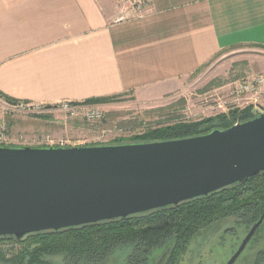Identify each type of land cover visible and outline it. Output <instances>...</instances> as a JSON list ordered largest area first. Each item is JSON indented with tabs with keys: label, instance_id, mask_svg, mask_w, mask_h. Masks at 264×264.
Returning <instances> with one entry per match:
<instances>
[{
	"label": "crops",
	"instance_id": "obj_1",
	"mask_svg": "<svg viewBox=\"0 0 264 264\" xmlns=\"http://www.w3.org/2000/svg\"><path fill=\"white\" fill-rule=\"evenodd\" d=\"M118 0H0V94L54 106L156 101L240 46L264 50V0H153L113 24Z\"/></svg>",
	"mask_w": 264,
	"mask_h": 264
},
{
	"label": "water",
	"instance_id": "obj_2",
	"mask_svg": "<svg viewBox=\"0 0 264 264\" xmlns=\"http://www.w3.org/2000/svg\"><path fill=\"white\" fill-rule=\"evenodd\" d=\"M263 173L264 113L180 140L0 147V238L20 242L36 233L125 220L208 197ZM263 223L264 213L227 264H235Z\"/></svg>",
	"mask_w": 264,
	"mask_h": 264
},
{
	"label": "trees",
	"instance_id": "obj_3",
	"mask_svg": "<svg viewBox=\"0 0 264 264\" xmlns=\"http://www.w3.org/2000/svg\"><path fill=\"white\" fill-rule=\"evenodd\" d=\"M0 97L12 103L18 102L3 94ZM118 97L120 95L92 98L82 104H103ZM260 114L253 106H248L231 108L226 113L198 121H186L172 116L163 124L149 127L130 139H116L110 145L198 137L250 121ZM263 213L264 173L244 184H235L208 197L186 201L176 207L130 216L125 220L28 235L18 242L20 248L14 256L8 258L0 255V264H59V260L62 264H151L157 252L161 253L160 259L167 250L163 264H178L194 239L204 231L230 218H237L244 225L253 226ZM8 239L16 241L14 238Z\"/></svg>",
	"mask_w": 264,
	"mask_h": 264
},
{
	"label": "rangeland",
	"instance_id": "obj_4",
	"mask_svg": "<svg viewBox=\"0 0 264 264\" xmlns=\"http://www.w3.org/2000/svg\"><path fill=\"white\" fill-rule=\"evenodd\" d=\"M259 74H264V50L240 46L219 55L162 99L146 102L134 94H124L103 104L84 105L101 109L104 117L100 121L72 120L60 113L5 114L0 110V125L7 126L11 142L19 147H56L63 142L69 147L110 145L116 139H130L163 124L172 116L198 121L228 112L234 107V84ZM251 227L237 218L224 220L195 238L178 264H227ZM160 255L157 252L151 264H156ZM235 264H264V223Z\"/></svg>",
	"mask_w": 264,
	"mask_h": 264
},
{
	"label": "built area",
	"instance_id": "obj_5",
	"mask_svg": "<svg viewBox=\"0 0 264 264\" xmlns=\"http://www.w3.org/2000/svg\"><path fill=\"white\" fill-rule=\"evenodd\" d=\"M121 7L119 15L113 24H123L131 20H140L145 18L149 13L153 0H118ZM233 104L232 108H245L253 106L258 113H264V74L246 77L236 82L232 88ZM0 110L5 114L12 113H29V114H46L60 113L72 120H85L88 122L100 121L104 117L101 109L96 107H86L81 104L63 101L54 106L46 107L42 105L18 101L12 103L0 98ZM226 113V112H225ZM47 140H51L48 138ZM52 142V140L50 141ZM19 147L15 146L8 136L7 126L0 125V147ZM54 147V146H46ZM56 147H69L61 143ZM20 246L17 241L8 238H0V255L5 257L14 256Z\"/></svg>",
	"mask_w": 264,
	"mask_h": 264
},
{
	"label": "flooded vegetation",
	"instance_id": "obj_6",
	"mask_svg": "<svg viewBox=\"0 0 264 264\" xmlns=\"http://www.w3.org/2000/svg\"><path fill=\"white\" fill-rule=\"evenodd\" d=\"M254 236H255V235H254ZM252 239H253V238H252ZM251 241H252V240H251ZM251 241H250V242H251ZM250 242H249V243H250ZM249 243H248V245H249ZM248 245H247V247H248ZM247 247H246V248H247ZM245 250H246V249H245ZM245 250H244V251H245ZM244 251H243V253H244ZM243 253H242V254H243ZM242 254H241V255H242ZM239 258H240V257H239ZM239 258H238V259H239ZM238 259H237V260H238ZM236 262H237V261H236ZM236 262H235V263H236Z\"/></svg>",
	"mask_w": 264,
	"mask_h": 264
}]
</instances>
